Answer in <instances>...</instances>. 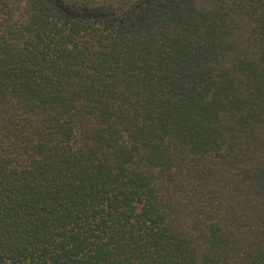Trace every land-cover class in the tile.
Returning a JSON list of instances; mask_svg holds the SVG:
<instances>
[{"label": "trees", "instance_id": "obj_1", "mask_svg": "<svg viewBox=\"0 0 264 264\" xmlns=\"http://www.w3.org/2000/svg\"><path fill=\"white\" fill-rule=\"evenodd\" d=\"M0 264H264V0H0Z\"/></svg>", "mask_w": 264, "mask_h": 264}]
</instances>
